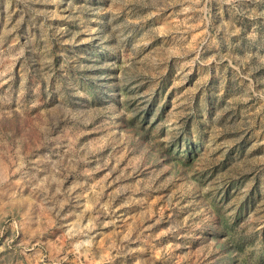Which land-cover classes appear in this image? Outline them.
Instances as JSON below:
<instances>
[{"label":"rangeland","instance_id":"obj_1","mask_svg":"<svg viewBox=\"0 0 264 264\" xmlns=\"http://www.w3.org/2000/svg\"><path fill=\"white\" fill-rule=\"evenodd\" d=\"M0 264H264V0H0Z\"/></svg>","mask_w":264,"mask_h":264}]
</instances>
